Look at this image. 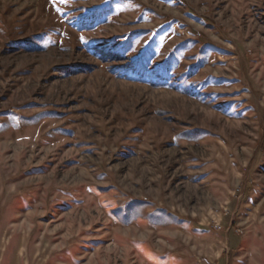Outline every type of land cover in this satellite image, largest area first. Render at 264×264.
Masks as SVG:
<instances>
[{
	"label": "rangeland",
	"instance_id": "rangeland-1",
	"mask_svg": "<svg viewBox=\"0 0 264 264\" xmlns=\"http://www.w3.org/2000/svg\"><path fill=\"white\" fill-rule=\"evenodd\" d=\"M0 264H264V0H0Z\"/></svg>",
	"mask_w": 264,
	"mask_h": 264
}]
</instances>
